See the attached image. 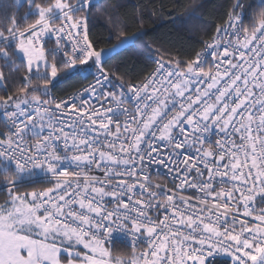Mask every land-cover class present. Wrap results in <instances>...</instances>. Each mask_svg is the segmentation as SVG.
<instances>
[{"label":"built area","instance_id":"1","mask_svg":"<svg viewBox=\"0 0 264 264\" xmlns=\"http://www.w3.org/2000/svg\"><path fill=\"white\" fill-rule=\"evenodd\" d=\"M243 8L191 64L156 60L138 82L96 64L79 89L0 113V160L52 183L32 193L45 225L130 246L126 264H264V21L243 31ZM67 12L27 33L73 67L96 51Z\"/></svg>","mask_w":264,"mask_h":264},{"label":"trees","instance_id":"2","mask_svg":"<svg viewBox=\"0 0 264 264\" xmlns=\"http://www.w3.org/2000/svg\"><path fill=\"white\" fill-rule=\"evenodd\" d=\"M56 1L26 0L18 4L16 0H0V74L3 78L0 83V111L15 108L28 100L50 102L56 97L65 96L85 84L86 81L81 78L83 71L96 66L94 58H90L69 67L62 57L48 52L46 57L57 72L54 80L43 70L29 71L25 61L16 54L12 37L40 23L45 14L36 12V9H51L53 11L49 15L54 14L52 7ZM68 1L67 9L77 3V0ZM234 1L90 0L86 7L68 11L66 17L71 16L76 20L86 18L89 41L95 51L108 48L123 37L136 36L132 45L102 66L110 72L113 81L138 82L152 70L156 60L180 67L193 63L205 40L227 20ZM243 2L245 19L242 29L251 33L264 21V3L260 0ZM140 31L144 33L137 36ZM3 49L8 51L7 57L1 55ZM18 174L22 175L0 160V205L11 197V191L27 189L28 196L37 188L52 185L51 182L23 183L24 179L19 180ZM106 246L122 264L126 263L121 258H130L134 253L133 248L127 245L112 243ZM58 252L63 263L82 261L68 256L63 249ZM204 264L234 262L219 259Z\"/></svg>","mask_w":264,"mask_h":264},{"label":"rangeland","instance_id":"3","mask_svg":"<svg viewBox=\"0 0 264 264\" xmlns=\"http://www.w3.org/2000/svg\"><path fill=\"white\" fill-rule=\"evenodd\" d=\"M18 4L26 0H16ZM84 0H77L76 4L66 8L69 5L68 0H57L53 5L54 14L67 12L74 8V6L81 4ZM66 9V10H65ZM53 10L36 9V12L44 13L42 20L54 16L49 15ZM70 20H76L74 17H69ZM84 19V18H82ZM40 21V22H41ZM11 42L15 43L14 50L16 54L22 58L29 71L43 70L52 78H57V72L54 64L49 61L46 54L33 50L30 44V34L27 32L16 34L12 37ZM1 55L8 56V51L3 49ZM3 82L0 74V83ZM6 108L0 111L9 110ZM19 180L24 179L23 183L33 182L31 178L19 172ZM27 189H22L20 192L11 191V197L5 204L0 205V230L10 232L24 238H35V242L39 247H50L64 250V253L72 258H77L82 261H93L101 264H122L116 260L109 249V246H102L94 243L86 238H81L72 231L54 227L52 225H45L41 214L38 212L34 203L32 202V193L27 196ZM29 190V189H28ZM256 229H259L256 227ZM261 230V229H259Z\"/></svg>","mask_w":264,"mask_h":264},{"label":"crops","instance_id":"4","mask_svg":"<svg viewBox=\"0 0 264 264\" xmlns=\"http://www.w3.org/2000/svg\"><path fill=\"white\" fill-rule=\"evenodd\" d=\"M55 15V14H53ZM51 18V17H49ZM46 18L41 22L48 20ZM0 264H101L93 261L61 262L57 249L39 247L32 238L0 230Z\"/></svg>","mask_w":264,"mask_h":264},{"label":"water","instance_id":"5","mask_svg":"<svg viewBox=\"0 0 264 264\" xmlns=\"http://www.w3.org/2000/svg\"><path fill=\"white\" fill-rule=\"evenodd\" d=\"M144 33V31L138 32L137 36H140ZM136 40V36H126L123 37L119 42L114 45L96 51L94 59L97 64L103 65L108 59L116 55L117 53L125 50L127 47L132 45V43ZM188 69L190 70V66L188 65Z\"/></svg>","mask_w":264,"mask_h":264}]
</instances>
